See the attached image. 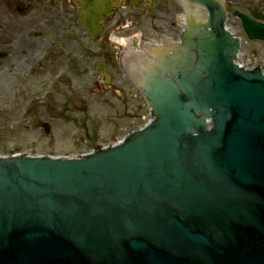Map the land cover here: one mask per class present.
I'll return each mask as SVG.
<instances>
[{
    "label": "water",
    "instance_id": "obj_1",
    "mask_svg": "<svg viewBox=\"0 0 264 264\" xmlns=\"http://www.w3.org/2000/svg\"><path fill=\"white\" fill-rule=\"evenodd\" d=\"M190 1L210 19L191 16L179 55L129 59L147 68L151 126L81 158L0 156V264H264V75L235 65L217 2ZM99 13H82L92 34Z\"/></svg>",
    "mask_w": 264,
    "mask_h": 264
},
{
    "label": "rangeland",
    "instance_id": "obj_2",
    "mask_svg": "<svg viewBox=\"0 0 264 264\" xmlns=\"http://www.w3.org/2000/svg\"><path fill=\"white\" fill-rule=\"evenodd\" d=\"M51 10L52 6L40 5L27 16L3 17L2 37L10 39L7 48L11 55L0 59V153H80L100 142L116 140L133 124L142 125L149 118L146 101L117 60L109 65L116 79L112 90L102 89V81L87 73L90 62L112 60L107 50L117 48L123 56L124 46L112 37L104 44V52L92 58L86 57L88 50L83 53L71 44L66 56L57 55L49 61L46 38L50 30L44 20ZM157 21L152 19L153 24ZM150 23L137 17L134 24L113 34L120 40L136 37L139 30L147 36L157 35L160 31L152 29ZM234 29L244 36L240 29ZM36 31L42 35L35 37ZM5 46L0 43V50ZM243 49L252 61L264 66L263 42L248 41ZM45 123L50 125L49 133Z\"/></svg>",
    "mask_w": 264,
    "mask_h": 264
},
{
    "label": "flooded vegetation",
    "instance_id": "obj_3",
    "mask_svg": "<svg viewBox=\"0 0 264 264\" xmlns=\"http://www.w3.org/2000/svg\"><path fill=\"white\" fill-rule=\"evenodd\" d=\"M222 2L228 12L233 13L239 10L249 15H264V0H222ZM40 5L52 6L51 12L44 20V25L50 30V36L46 38L48 41L46 52L49 61L57 55L66 56L69 49L72 50L71 44L77 45L83 53L88 50L86 57L92 58L100 54L99 51L104 52V44H108L107 40L111 39V32L125 25L134 24L137 17H144L151 23L155 17V20H158L155 23L161 24L165 21L163 15L176 14L180 9H186L183 0H0V43L3 46L6 45L5 49L0 50L1 60H7L11 55V51L7 48L11 41L10 39L3 40L2 37V32L5 31L3 17L27 16L36 12ZM95 5L100 13L94 17L91 24V30L94 32L92 34L90 29L81 22L84 21L82 13ZM237 24L240 25V23ZM41 35L39 31L34 33L35 37ZM107 51H110L112 60L96 61L94 64L90 62L91 65L87 66L86 70L87 73L95 76V79L102 81V89L112 90V83L116 79L109 66L110 63L117 60L121 66L124 68L126 66L117 48ZM35 64L38 65L39 62ZM129 81L132 83L130 78Z\"/></svg>",
    "mask_w": 264,
    "mask_h": 264
}]
</instances>
